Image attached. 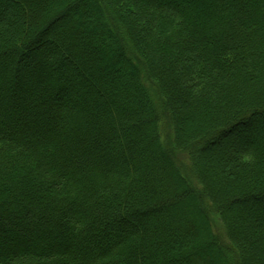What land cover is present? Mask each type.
Masks as SVG:
<instances>
[{"label":"trees","instance_id":"16d2710c","mask_svg":"<svg viewBox=\"0 0 264 264\" xmlns=\"http://www.w3.org/2000/svg\"><path fill=\"white\" fill-rule=\"evenodd\" d=\"M51 2L0 0V264H264V147L227 140L226 177L201 165L212 141L264 115V0H223L213 23L169 0H93L115 44L101 59L71 19L53 31ZM118 57L132 71L120 94L121 80L104 83ZM253 198L261 225L238 210ZM201 222L212 242L189 250Z\"/></svg>","mask_w":264,"mask_h":264},{"label":"rangeland","instance_id":"374dc122","mask_svg":"<svg viewBox=\"0 0 264 264\" xmlns=\"http://www.w3.org/2000/svg\"><path fill=\"white\" fill-rule=\"evenodd\" d=\"M12 1L15 2L17 0H12ZM92 1L93 0H83V1L82 0H59L58 3L51 2L52 5L49 8L50 9L49 15L51 14L49 17V22L52 20H56V23L53 26L54 27L53 31L57 32L60 29V25H61L60 20L64 21L66 19L67 20L71 19L73 26L78 27L80 32H83V33L87 32L89 33V35L96 36V38L98 39L97 40L98 44L94 47L95 49L93 50L96 53L95 55L100 56V59H101V57L103 58L107 52L111 51L114 48L115 44L108 43L109 42L108 39L110 38V36L107 35V31L105 30V27H106L105 24H103V22L96 16L95 12L89 11V7H90V4H92ZM169 1L170 2H167V3L187 9L191 13V15L193 17H197V19H199L200 22L203 19L205 22L213 23L214 17H218L219 15H222L225 12V6H224L225 3L223 2V0H169ZM14 4H12L11 9L7 11L4 10L2 13L3 14L2 16H4L7 19H10L13 16V14L17 12V6H15ZM69 8H70L69 13L66 16L63 15ZM61 15L65 18L63 17L60 18ZM215 27H216V24L214 28ZM1 30H2V26L0 24V32ZM121 34L124 36L123 33ZM8 45L9 44L6 41L2 40L0 42V51L4 50V48H6ZM127 46L129 49L130 48L133 49L132 44H130L129 42H127ZM58 60L61 61V58H58ZM65 64L67 65V62ZM108 68H112L111 73L105 74L106 76L104 78V83L111 82L112 80H121L122 87H119L117 90V92L120 94L122 92V88L127 85V82H126L127 78H131L132 71L127 69L126 62L122 58H119V57L115 61V63L109 66ZM59 74L60 76H62L63 83H65L64 85H62V87L67 88L68 86H70L69 84H71L72 78H74V74H69V73L68 74L59 73ZM15 76H17V73L14 70L9 71L8 77L10 79L15 78ZM38 80L39 81H36V83H38L37 85L43 84V81H41L40 79ZM147 83H149V86H150L149 89L153 95L156 94L157 96V94L158 95L160 94L157 90L156 84H154V81H150L149 79ZM76 87H78L76 89L77 90L76 94L78 96L82 95L84 92V88L83 87L79 88V86H76ZM76 87L74 86L72 90H70L71 93L75 92ZM50 91L52 92L55 90H50ZM56 93L63 97H67V94L65 93V91L60 90V91H57ZM118 93L117 94L115 93V94L119 95ZM134 94L138 96L136 92ZM68 101H69L68 104L70 106L72 107L75 106L72 103V99H68ZM43 108H44V105L36 106L37 110L39 109L41 110ZM155 109H156V112H158V114H160L161 116L163 117L167 116L166 118H170V116L174 114L173 109H168V112H167V110L161 105H159L157 102L155 104ZM90 119L91 118L88 117L85 120L90 122ZM92 120H95V119L92 118ZM166 120L168 119H164L162 122L164 123V125H165ZM226 124H229V123L227 122ZM189 125H190V121H188L187 126L188 128H191V125L190 126ZM244 135L249 136V138H254L253 140L255 144H257L260 147H264V115H257L256 120L249 123V125L247 126L243 125L241 127H238L230 131L227 135L222 136L220 140H218L217 142L212 141V143H210L207 146V148L203 150V158L201 159V165L203 164L206 165L208 176H211L212 178L217 177V175L226 177V170L228 168V163H229L228 160L224 157L225 150L228 148V144H226V141L229 140L230 138L235 139V140H240L242 139ZM153 146H152L153 148L151 151L153 152L155 150L157 151L158 148H156L155 145ZM160 148L165 149L168 157L171 158V155L169 154L167 147L164 148L163 146H161ZM162 169L166 171H171V167L167 163H164L162 165ZM257 188L259 191H262V192L255 193V194H258L261 196L264 193V177H263V180L260 182V184H257ZM189 194L190 193L187 190H184L179 194V196H181L182 198H188ZM188 201L189 203H188L187 209L189 210L186 209L184 212V215H186L187 217H191V215H194L192 205L195 204L196 199L190 197ZM260 202L262 201H259L258 199L253 198L249 202H244L243 205L242 203H240L238 205V210L241 215L242 214L246 215L247 219L251 217L250 218L251 221L254 220V222L257 225H261L258 212L257 211L252 212L251 208L249 207V206H252V204L258 205ZM253 207L254 206H252V208ZM144 218H147V216L145 215ZM245 219L242 217L240 218L241 222H244ZM142 221H143V218H142ZM7 226L8 225H5L3 226V228L0 229V245H3L2 237L4 235H7V231H8L6 229ZM187 238H188L187 246H189L188 247L189 250L197 249L199 245L206 244L207 246H209V244L212 242L206 236L205 230L203 229L202 222L200 223V230L189 232ZM185 246H186L185 243L181 241L176 242V249L181 250L182 252H185L186 250H188L186 249ZM216 247L219 253L223 254L225 257L229 256L228 252L222 249L221 247H219L218 243L216 244ZM202 253H205V251L201 250V254ZM229 258H230L229 259L230 261L228 264H235L236 258L234 259H232L231 257Z\"/></svg>","mask_w":264,"mask_h":264}]
</instances>
